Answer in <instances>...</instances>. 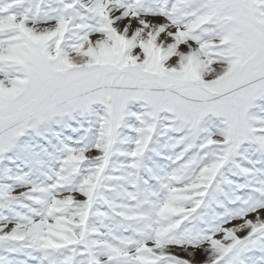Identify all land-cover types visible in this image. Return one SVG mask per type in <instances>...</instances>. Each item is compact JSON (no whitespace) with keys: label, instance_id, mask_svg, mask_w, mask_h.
Segmentation results:
<instances>
[{"label":"snow or ice","instance_id":"obj_1","mask_svg":"<svg viewBox=\"0 0 264 264\" xmlns=\"http://www.w3.org/2000/svg\"><path fill=\"white\" fill-rule=\"evenodd\" d=\"M0 264H264V0H0Z\"/></svg>","mask_w":264,"mask_h":264}]
</instances>
